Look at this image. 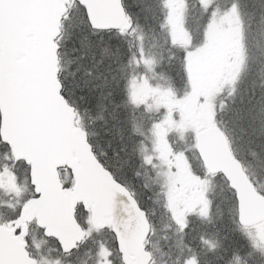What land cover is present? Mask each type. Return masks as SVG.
Here are the masks:
<instances>
[{
    "label": "snow or ice",
    "instance_id": "snow-or-ice-1",
    "mask_svg": "<svg viewBox=\"0 0 264 264\" xmlns=\"http://www.w3.org/2000/svg\"><path fill=\"white\" fill-rule=\"evenodd\" d=\"M261 176L264 0H0V264H264Z\"/></svg>",
    "mask_w": 264,
    "mask_h": 264
},
{
    "label": "trees",
    "instance_id": "trees-1",
    "mask_svg": "<svg viewBox=\"0 0 264 264\" xmlns=\"http://www.w3.org/2000/svg\"><path fill=\"white\" fill-rule=\"evenodd\" d=\"M196 15H198V10H196V9H190V12H189V21L191 22ZM148 43L150 45L151 41H149ZM157 51H159V49H157ZM219 191H220V189H219ZM158 227H159V225H158Z\"/></svg>",
    "mask_w": 264,
    "mask_h": 264
},
{
    "label": "flooded vegetation",
    "instance_id": "flooded-vegetation-1",
    "mask_svg": "<svg viewBox=\"0 0 264 264\" xmlns=\"http://www.w3.org/2000/svg\"><path fill=\"white\" fill-rule=\"evenodd\" d=\"M157 239H159V238H157ZM156 242V240H154V243ZM161 242V240H159V243Z\"/></svg>",
    "mask_w": 264,
    "mask_h": 264
},
{
    "label": "bare ground",
    "instance_id": "bare-ground-1",
    "mask_svg": "<svg viewBox=\"0 0 264 264\" xmlns=\"http://www.w3.org/2000/svg\"><path fill=\"white\" fill-rule=\"evenodd\" d=\"M160 244H163V241L161 240Z\"/></svg>",
    "mask_w": 264,
    "mask_h": 264
}]
</instances>
